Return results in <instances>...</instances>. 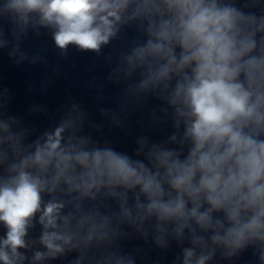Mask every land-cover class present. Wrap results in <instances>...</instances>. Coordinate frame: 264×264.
I'll return each mask as SVG.
<instances>
[{
    "label": "clouds",
    "instance_id": "obj_1",
    "mask_svg": "<svg viewBox=\"0 0 264 264\" xmlns=\"http://www.w3.org/2000/svg\"><path fill=\"white\" fill-rule=\"evenodd\" d=\"M125 26L144 39L115 71L138 72L135 88L171 109L177 146L141 138L133 158L77 137L71 119L28 143L0 120V264L69 252L136 264L118 243L125 223L144 237L148 224L161 248L187 241L178 264L249 247L264 264V0H0V47L6 27L17 42L46 29L62 57L99 55Z\"/></svg>",
    "mask_w": 264,
    "mask_h": 264
},
{
    "label": "water",
    "instance_id": "obj_2",
    "mask_svg": "<svg viewBox=\"0 0 264 264\" xmlns=\"http://www.w3.org/2000/svg\"><path fill=\"white\" fill-rule=\"evenodd\" d=\"M3 39L7 43L0 47V120L17 121L13 129L23 131L26 142L36 141L44 132L71 119L77 137H87L92 146L111 147L133 158H137L141 138L150 144L177 146L170 142L176 131L171 109L166 115L160 109L167 105L155 93L135 88L138 72L127 76L124 71H115L118 66L124 67L121 55L129 52L135 41L144 39L134 26H125L99 55L69 46L68 55L62 57L46 29L38 33L30 30L17 42L6 27ZM108 203L118 211L114 201ZM120 227L123 235L118 243L135 256L136 264H178L181 248L189 246L187 241L180 245L172 237L167 238V248L157 246L148 224L144 226L147 237L134 225ZM40 231L37 224L28 239H38ZM4 232L0 225V236ZM26 255L31 258L32 251ZM77 256V252H69L41 264H71ZM208 264H259V260L249 247L230 260L217 250Z\"/></svg>",
    "mask_w": 264,
    "mask_h": 264
}]
</instances>
